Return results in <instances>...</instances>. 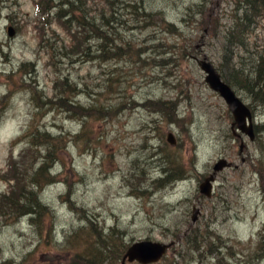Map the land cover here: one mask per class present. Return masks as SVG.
<instances>
[{"label":"rangeland","instance_id":"1","mask_svg":"<svg viewBox=\"0 0 264 264\" xmlns=\"http://www.w3.org/2000/svg\"><path fill=\"white\" fill-rule=\"evenodd\" d=\"M36 1L0 0V196L15 184L1 180L12 176L11 158L27 150L35 170L50 155L51 178L41 214L0 213V264H101L84 260L92 252L121 264L139 240L172 243L155 264H264V105L230 84L257 127L254 140L238 137L195 59L207 56L227 79L233 66L252 69L248 50L226 52L239 0H134L137 9H119L122 23L106 26L109 50L88 38L86 59L71 51L74 30L56 8L38 27ZM98 1L88 0L89 18ZM252 28L251 43L262 44V23ZM117 49L122 56H111ZM43 133L60 145L44 144ZM220 158L233 164L209 198L200 184Z\"/></svg>","mask_w":264,"mask_h":264},{"label":"trees","instance_id":"2","mask_svg":"<svg viewBox=\"0 0 264 264\" xmlns=\"http://www.w3.org/2000/svg\"><path fill=\"white\" fill-rule=\"evenodd\" d=\"M133 1L134 0H100L97 3V13L95 12V17L89 18L92 8L89 7L88 0H37L35 2L36 7L38 8V17L36 18V21L38 22V27H40L41 22L44 25L50 24L51 21L43 20V18H47L49 12L52 11L53 8H56L58 20L62 21L61 24H63V26L69 31H71V29L74 30L72 34L73 40L70 46L71 51L73 54H80V56L83 57L82 59H86L91 55V47L86 41L88 38L91 40L94 38L97 40H104L102 43L103 52L106 53L107 50H109L108 47L106 48V43L108 44V36L105 33L108 29L106 26L110 27L111 22L122 23L120 16L125 13H120L119 9H137L138 7L133 4ZM239 3L242 4L240 6L241 13L235 18L233 25L227 28L229 32L226 33V38L229 44V49H226V52L227 55L232 53V56H234V48H237L238 50H248L250 57L253 58V67L250 71H247L244 67L233 66L232 70H230L229 79L225 78V75H222L225 76L223 78L227 83L231 84L233 82L241 85L250 95L264 105V42L260 45L254 46L250 41V31L253 29L252 27L259 23H262V26L264 27V0H239ZM69 15L70 18L64 19ZM97 15L99 16V19L96 18ZM76 25L77 29H74ZM120 53V49H117L111 52V56L118 58L122 56ZM97 56H100L99 58L101 59H106L102 54H98ZM66 84V79L65 81L56 80V88L59 86L65 88L64 85ZM32 135L33 134L30 132V139L32 138ZM38 138H44V144H47L51 140H55L56 143L60 145L59 138H53L49 133L38 134ZM29 154L30 150H27L16 160L11 158L9 167L12 176L8 177V179L1 180H14L15 184L11 185L9 194L0 196V213H2L5 208H11V211L20 208L21 210L25 209V213L39 215L44 209L39 194L44 182L47 178H51L50 170L47 168V161L50 155L47 154L46 158H44L45 160H43L42 164L35 170L33 167L27 165ZM57 158L58 157H53L51 159L57 161ZM174 164L175 161H172L173 166H175ZM176 168L182 170L178 165L174 167V170H176ZM33 186H37L38 189H33ZM129 247L130 246H128V248ZM128 248L125 251H121L119 254L120 259L123 260ZM95 253L103 254V252H92L84 255V260L93 256H102L97 261L104 264L103 255ZM211 253L213 254L215 251L212 250ZM216 254L218 253L216 252ZM262 257H264V255H262ZM199 264L203 263L201 262Z\"/></svg>","mask_w":264,"mask_h":264},{"label":"water","instance_id":"3","mask_svg":"<svg viewBox=\"0 0 264 264\" xmlns=\"http://www.w3.org/2000/svg\"><path fill=\"white\" fill-rule=\"evenodd\" d=\"M16 28L12 25L8 27L9 36L16 34ZM198 65L205 73V80L211 89L219 92L225 99L230 110L234 115V122L232 123V129L234 133L237 130L249 136L251 140L256 138L255 126L253 122V112L251 108L237 95L235 90L228 84L218 71L216 65L212 63L207 56L203 58L195 57ZM237 127V129H236ZM168 141L175 145L177 143L176 136L170 132L168 134ZM245 148V144H241V153ZM232 162H229L226 158H220L214 165V171L207 176L200 184V190L207 197H212L214 193V183L218 173L227 167L232 166ZM199 210L195 207L193 213V221L197 220V214ZM172 243L166 244L162 242H156L152 240H139L134 242L125 253L122 264L127 262L139 261L143 264H155L163 256L166 255L168 248Z\"/></svg>","mask_w":264,"mask_h":264},{"label":"bare ground","instance_id":"4","mask_svg":"<svg viewBox=\"0 0 264 264\" xmlns=\"http://www.w3.org/2000/svg\"><path fill=\"white\" fill-rule=\"evenodd\" d=\"M131 246V245H130ZM135 262H138V263H140V264H143V263H141V262H139V261H135ZM191 264H194V263H191Z\"/></svg>","mask_w":264,"mask_h":264},{"label":"flooded vegetation","instance_id":"5","mask_svg":"<svg viewBox=\"0 0 264 264\" xmlns=\"http://www.w3.org/2000/svg\"><path fill=\"white\" fill-rule=\"evenodd\" d=\"M238 137H241V135L238 134ZM241 139V138H240ZM244 143V142H243ZM245 144V143H244Z\"/></svg>","mask_w":264,"mask_h":264}]
</instances>
